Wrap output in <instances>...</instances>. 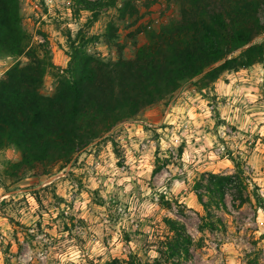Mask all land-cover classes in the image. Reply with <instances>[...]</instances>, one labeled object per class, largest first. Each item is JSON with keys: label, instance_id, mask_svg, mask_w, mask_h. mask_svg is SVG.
<instances>
[{"label": "rangeland", "instance_id": "obj_1", "mask_svg": "<svg viewBox=\"0 0 264 264\" xmlns=\"http://www.w3.org/2000/svg\"><path fill=\"white\" fill-rule=\"evenodd\" d=\"M151 1L135 0L131 17L108 8L94 19L76 0H20L27 46L0 56V78L35 55L53 65L41 87L52 95L72 45L107 60L132 57L148 30L177 14L165 0ZM195 81L70 160L29 167L15 147L0 150V264H152L166 246L165 218L191 236L180 264H264V59L200 89ZM229 155L245 173V200L228 190L225 206L211 207L221 222L200 228L206 212L195 185L208 201L209 173H234Z\"/></svg>", "mask_w": 264, "mask_h": 264}, {"label": "trees", "instance_id": "obj_2", "mask_svg": "<svg viewBox=\"0 0 264 264\" xmlns=\"http://www.w3.org/2000/svg\"><path fill=\"white\" fill-rule=\"evenodd\" d=\"M76 2L77 10L90 11L94 19L108 8H115L120 18L139 9L135 0ZM165 2L175 6L177 14L148 30L147 44L139 45L132 57L119 54L107 60L72 45L67 75L58 80L52 95L41 92L44 75L53 66L49 60L29 55L24 65L7 69L0 78V150L15 147L22 166L70 160L115 124L141 115L185 82L199 78L194 84L200 89L225 71L263 61L264 41L257 38L264 33V0ZM25 38L20 0H0V56L21 54L27 46ZM228 159L234 173H209L208 201L197 190L200 184L195 185L206 212L200 228L213 229L221 222L213 219L211 207H224L228 190L234 189L245 200L242 192L248 184L241 163L233 155ZM164 222L169 232L166 246L152 264H167L174 257L178 260L171 262L180 264L189 254L191 236L184 224L169 218Z\"/></svg>", "mask_w": 264, "mask_h": 264}]
</instances>
